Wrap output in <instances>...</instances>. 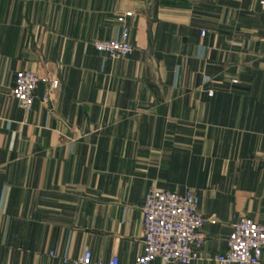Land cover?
<instances>
[{"label": "crops", "instance_id": "0c3cea01", "mask_svg": "<svg viewBox=\"0 0 264 264\" xmlns=\"http://www.w3.org/2000/svg\"><path fill=\"white\" fill-rule=\"evenodd\" d=\"M20 70L47 81L28 112ZM153 187L198 197L211 257L264 225V0H0V264H134Z\"/></svg>", "mask_w": 264, "mask_h": 264}, {"label": "built area", "instance_id": "2783aa9c", "mask_svg": "<svg viewBox=\"0 0 264 264\" xmlns=\"http://www.w3.org/2000/svg\"><path fill=\"white\" fill-rule=\"evenodd\" d=\"M133 13L127 12L117 18L121 25L118 38L96 41L94 49L106 60H120L134 51L130 41L127 18ZM205 35V31L201 33ZM47 82L31 70H20L15 74L12 97L19 108L28 112L35 101L40 83ZM58 88V82L48 83L41 96L43 103L50 101V94ZM199 199L191 190L184 193L150 188L141 207L143 225V253L134 264H149L159 260L162 264H191L207 260L218 264H260L264 252V225L249 217L242 216L233 225L227 238V251L211 257L204 253L206 235L204 227L213 219L205 218L198 209ZM54 255V253H50ZM67 260L64 258L63 263ZM77 264H121L118 256L108 261H94L89 249H84L76 261Z\"/></svg>", "mask_w": 264, "mask_h": 264}]
</instances>
